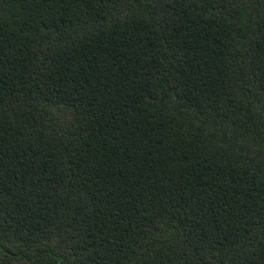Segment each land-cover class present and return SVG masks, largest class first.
Listing matches in <instances>:
<instances>
[{
	"label": "trees",
	"instance_id": "16d2710c",
	"mask_svg": "<svg viewBox=\"0 0 264 264\" xmlns=\"http://www.w3.org/2000/svg\"><path fill=\"white\" fill-rule=\"evenodd\" d=\"M0 264H264V0H0Z\"/></svg>",
	"mask_w": 264,
	"mask_h": 264
}]
</instances>
